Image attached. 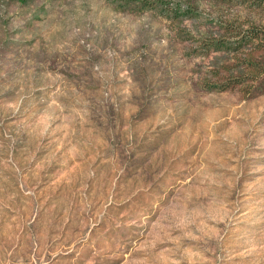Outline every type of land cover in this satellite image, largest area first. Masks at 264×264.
I'll return each instance as SVG.
<instances>
[{"label": "rangeland", "instance_id": "374dc122", "mask_svg": "<svg viewBox=\"0 0 264 264\" xmlns=\"http://www.w3.org/2000/svg\"><path fill=\"white\" fill-rule=\"evenodd\" d=\"M155 1L0 0V264H264V74Z\"/></svg>", "mask_w": 264, "mask_h": 264}, {"label": "trees", "instance_id": "16d2710c", "mask_svg": "<svg viewBox=\"0 0 264 264\" xmlns=\"http://www.w3.org/2000/svg\"><path fill=\"white\" fill-rule=\"evenodd\" d=\"M124 1L129 4L139 0ZM141 1L146 7L156 3L155 0ZM189 1L190 7H193L198 0ZM206 1L214 11L219 28L216 37L205 38L208 49L212 46L218 49L231 46L236 63L234 67L240 73L246 71L253 81H257L264 74V0Z\"/></svg>", "mask_w": 264, "mask_h": 264}]
</instances>
